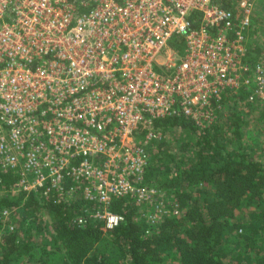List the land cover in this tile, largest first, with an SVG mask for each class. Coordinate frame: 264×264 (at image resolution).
Listing matches in <instances>:
<instances>
[{
	"label": "built area",
	"instance_id": "1",
	"mask_svg": "<svg viewBox=\"0 0 264 264\" xmlns=\"http://www.w3.org/2000/svg\"><path fill=\"white\" fill-rule=\"evenodd\" d=\"M233 4L0 0V172L16 179L5 187L0 174V196L35 191L58 203L79 194L107 227L122 221L110 205L123 196L151 223L177 213L161 189L137 183L161 134L155 119L181 113L205 129L243 86L264 109V56L247 57L252 3ZM15 211L0 209V255Z\"/></svg>",
	"mask_w": 264,
	"mask_h": 264
},
{
	"label": "trees",
	"instance_id": "2",
	"mask_svg": "<svg viewBox=\"0 0 264 264\" xmlns=\"http://www.w3.org/2000/svg\"><path fill=\"white\" fill-rule=\"evenodd\" d=\"M217 1L235 9L233 0ZM258 4L250 32L257 38L247 44L251 61L264 56L258 34L264 0ZM172 43L182 50L184 38ZM250 93L243 86L226 94L227 114L205 129L181 113L155 119L161 134L148 143L149 163L137 183L161 189L178 204L177 213L151 223L123 196L110 205L122 221L107 227L87 214L98 204L79 194L58 203L35 191L2 195L0 209L16 207L28 223L5 230L0 264H264V145L248 146L256 139L245 136L249 112L264 123V109ZM256 133L253 128L250 136ZM145 134L142 129L139 137ZM0 174L5 187L15 184L12 172Z\"/></svg>",
	"mask_w": 264,
	"mask_h": 264
},
{
	"label": "rangeland",
	"instance_id": "3",
	"mask_svg": "<svg viewBox=\"0 0 264 264\" xmlns=\"http://www.w3.org/2000/svg\"><path fill=\"white\" fill-rule=\"evenodd\" d=\"M250 2L252 3V10H251V18H252V24L254 23V14H257V10H259V4H258V0H250ZM261 13H263V11L261 10ZM256 16V15H255ZM253 30V26L250 25V28L248 29V33L252 32ZM264 29H262L258 34H259V38H260V42H261V47L263 49L262 52H264ZM251 34V33H250ZM249 34V37L248 39L246 40V45L251 42L254 41V38L256 39L257 38V35L256 34ZM225 109L227 111V108H226V102L223 101L222 102V105H221V112L220 114L222 115V112L223 115H226L227 113L225 112ZM240 109L241 110H246L244 109L242 106H240ZM250 116L247 117V124L245 125V128L248 130V132L246 133V138L247 140H253V139H256L255 141H251V143L249 142L248 143V146H250L251 144H255V146L257 147V149H260V146L259 145H264V123H261L259 121H257V117H256V111H255V114L253 112H249ZM257 124H260V127H257ZM255 128L256 129V134L255 135H252L250 136V131ZM255 147V148H256ZM155 205H158L156 202H154V204H151V206H145L146 207V211H148V208H151L152 206H155ZM140 211H141V207H140ZM22 211L20 209L17 208V211H15L14 215H15V224L17 226H21V228H25L27 223H28V220H21L22 218ZM27 263V262H26ZM25 263V264H26ZM19 264H23V261Z\"/></svg>",
	"mask_w": 264,
	"mask_h": 264
}]
</instances>
